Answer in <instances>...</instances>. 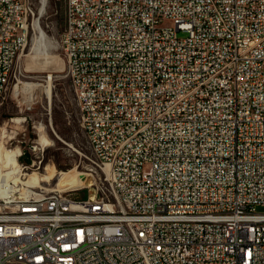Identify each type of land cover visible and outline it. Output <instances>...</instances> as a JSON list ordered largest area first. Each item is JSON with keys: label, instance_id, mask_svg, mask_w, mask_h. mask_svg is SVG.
I'll return each instance as SVG.
<instances>
[{"label": "built area", "instance_id": "built-area-1", "mask_svg": "<svg viewBox=\"0 0 264 264\" xmlns=\"http://www.w3.org/2000/svg\"><path fill=\"white\" fill-rule=\"evenodd\" d=\"M60 1L93 191L0 162V264H264V0ZM35 19L0 0V107Z\"/></svg>", "mask_w": 264, "mask_h": 264}, {"label": "rangeland", "instance_id": "rangeland-1", "mask_svg": "<svg viewBox=\"0 0 264 264\" xmlns=\"http://www.w3.org/2000/svg\"><path fill=\"white\" fill-rule=\"evenodd\" d=\"M31 1L36 10L37 24L34 25L30 44L21 58L24 72L20 64L16 66L17 73H21L18 91L15 93L11 89L0 107V127L7 128L6 135H12L11 131L17 135L15 143L5 149H16L17 142L22 140L28 141L29 145L33 142L39 143L45 131L50 145L28 151L18 161L29 166L34 164L32 169L26 171V178L34 179L30 183L40 181L43 187L57 188L58 181L67 180L66 174H90L86 157L92 159V152L79 122V107L71 82L66 77L65 54L59 42L64 28V4L60 0ZM178 34L180 37L186 36L183 32ZM40 37L49 45L43 51L41 49V52H37L35 43ZM29 83L36 86L28 88L26 84ZM28 99L35 100L31 110H26L25 107ZM23 115L29 117L28 125L20 127L10 122L11 118L16 119ZM33 125L37 128H33ZM52 169L55 177L48 182L42 179ZM78 179L75 189L82 190L75 192L74 197L89 195L93 191L94 178L89 185L81 184L80 178ZM258 209L264 211V207Z\"/></svg>", "mask_w": 264, "mask_h": 264}, {"label": "bare ground", "instance_id": "bare-ground-1", "mask_svg": "<svg viewBox=\"0 0 264 264\" xmlns=\"http://www.w3.org/2000/svg\"><path fill=\"white\" fill-rule=\"evenodd\" d=\"M35 44H36L35 45V51H37V52H41V49L43 51V48H45L47 45H49L48 43L45 44V42L41 38H39V40H37ZM22 56H23V53H21V55L18 58V64H20V66L22 68V71L24 72V69H23V66H22V63H21ZM26 86L28 88H33L36 85L32 84V83H29V84H26ZM15 121H19V119H15ZM39 127L42 129L43 128L42 124H40ZM6 129L7 128L5 126L4 127H0V137H1V140H0L1 141V144H0V162L4 164V167H7L8 174H11V173H18L19 174L20 171L22 170V168H21L22 166H21V164L18 161V155L20 153V148L17 147L16 149L15 148L14 149H5V148H7L6 145H5V140H4V138L6 137V134H7L6 133ZM39 143L43 147L50 145L51 142H50L49 138L47 137L45 131L41 135V137L39 139ZM26 175L27 174H25V176ZM66 175H67V180L66 181H58L59 184H57V188L56 189H60V190H77V189H75V186L77 184L76 183L77 180H79L78 178H80L81 184L84 183L86 185L91 184V181H92V178H93V177H91L92 175L87 173V172L86 173H70V174H66ZM54 177H55V171L52 169L50 171V173L46 174V176H44L42 179H44L45 181L48 182ZM33 180L34 179H31V180L28 179L27 181L30 183ZM92 183H94V182H92ZM31 184L33 186H41V182L40 181L31 183Z\"/></svg>", "mask_w": 264, "mask_h": 264}]
</instances>
